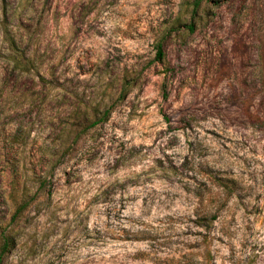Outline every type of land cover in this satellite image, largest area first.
Wrapping results in <instances>:
<instances>
[{"label": "rangeland", "instance_id": "374dc122", "mask_svg": "<svg viewBox=\"0 0 264 264\" xmlns=\"http://www.w3.org/2000/svg\"><path fill=\"white\" fill-rule=\"evenodd\" d=\"M3 230L0 264H264V0H0Z\"/></svg>", "mask_w": 264, "mask_h": 264}, {"label": "trees", "instance_id": "16d2710c", "mask_svg": "<svg viewBox=\"0 0 264 264\" xmlns=\"http://www.w3.org/2000/svg\"><path fill=\"white\" fill-rule=\"evenodd\" d=\"M202 0H194V4L196 5V9L198 8L199 4ZM191 29L193 30L192 25H190ZM166 57L163 43L159 42L157 44V58L161 62H164ZM127 92V84H124L123 86V93ZM109 113V110L107 111V114ZM107 114L104 116V119H106ZM93 123H97V121H93ZM226 185V184H225ZM29 205V201H23L16 209L15 213L12 215V219L15 220L17 217L26 209V207ZM15 246V237L7 232L6 230H3L0 233V261L3 260V258L11 251V249Z\"/></svg>", "mask_w": 264, "mask_h": 264}]
</instances>
